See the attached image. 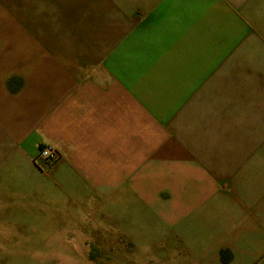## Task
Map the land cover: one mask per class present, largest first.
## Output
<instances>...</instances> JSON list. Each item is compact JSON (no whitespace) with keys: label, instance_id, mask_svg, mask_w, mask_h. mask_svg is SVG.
Returning a JSON list of instances; mask_svg holds the SVG:
<instances>
[{"label":"rangeland","instance_id":"obj_1","mask_svg":"<svg viewBox=\"0 0 264 264\" xmlns=\"http://www.w3.org/2000/svg\"><path fill=\"white\" fill-rule=\"evenodd\" d=\"M204 1L195 9V0H0V120L2 109L28 120L31 88L44 95L51 77L126 81L163 122L167 140L185 149H253L264 135V116L253 112L256 99L264 98V0H207L214 26L206 28L195 26L207 16ZM196 37L203 40H191ZM46 146L52 145L37 153ZM56 150L58 159L44 172L34 163L37 153L0 149V212L8 210L12 219L0 229V264H234L231 250H220L213 263L185 247L172 228L165 231L150 209L145 217V196L158 204L157 173L172 166L173 149L157 164L141 166L144 185L133 196L119 195L115 216L91 218L93 233L36 229L29 193H5L8 178L22 183L10 174H26L9 165L30 163L50 176L61 159ZM254 264H264V253Z\"/></svg>","mask_w":264,"mask_h":264},{"label":"crops","instance_id":"obj_2","mask_svg":"<svg viewBox=\"0 0 264 264\" xmlns=\"http://www.w3.org/2000/svg\"><path fill=\"white\" fill-rule=\"evenodd\" d=\"M195 2V9L204 8ZM204 3L207 16L195 26L213 27L214 14L207 0ZM224 23L218 21L217 25ZM194 34L205 37L204 31L195 30ZM49 79L52 81L47 82L44 95L36 86L31 88L33 103L28 120L18 121L16 114L7 117L3 109L0 120V149H25L33 156L40 145L49 144L61 152L50 176L30 163L9 165L29 174L30 179L22 172L10 174L13 178L21 176L22 183L17 187L18 181L8 178L4 189L7 194L13 190L14 194L29 193L36 229L93 233L97 223L91 218L115 216L119 195L130 192L133 196L134 187L144 185L141 166L157 164L164 160L166 149H173L168 152L174 155L172 166L164 164L157 173L158 204H150L145 196V217L150 209L165 231L172 228L185 247L196 249V256L213 263L222 249L231 250L234 264H254L262 256L264 135L253 149H229L228 145L226 149H185L183 142L167 140L163 122L151 113L144 99L134 96L126 81L76 82L71 76ZM254 107V114L264 116V98H257ZM0 198L4 196L0 194ZM8 214L6 209L0 212L3 231L12 221Z\"/></svg>","mask_w":264,"mask_h":264},{"label":"built area","instance_id":"obj_3","mask_svg":"<svg viewBox=\"0 0 264 264\" xmlns=\"http://www.w3.org/2000/svg\"><path fill=\"white\" fill-rule=\"evenodd\" d=\"M58 157L59 153L57 152L56 148L52 146H46L39 150L33 160L34 163L42 169V171L49 172Z\"/></svg>","mask_w":264,"mask_h":264}]
</instances>
